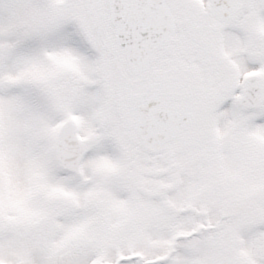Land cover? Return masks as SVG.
I'll return each instance as SVG.
<instances>
[{"label":"snow or ice","instance_id":"obj_1","mask_svg":"<svg viewBox=\"0 0 264 264\" xmlns=\"http://www.w3.org/2000/svg\"><path fill=\"white\" fill-rule=\"evenodd\" d=\"M0 264H264V0H0Z\"/></svg>","mask_w":264,"mask_h":264}]
</instances>
